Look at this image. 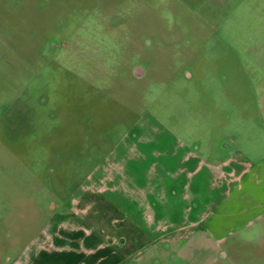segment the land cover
<instances>
[{
  "label": "rangeland",
  "instance_id": "rangeland-1",
  "mask_svg": "<svg viewBox=\"0 0 264 264\" xmlns=\"http://www.w3.org/2000/svg\"><path fill=\"white\" fill-rule=\"evenodd\" d=\"M140 117L145 136L197 146L173 187L175 167L139 155L153 144L134 132L137 154L118 144ZM222 142L234 170L201 202L230 194L239 213L224 202L212 223L183 218L168 264H264V216L237 221L264 196V0H0V264L54 250L46 225L76 194L105 197L133 224L172 220L181 189L180 208L197 201ZM225 224L236 227L217 243L209 228ZM152 250L138 264L170 248Z\"/></svg>",
  "mask_w": 264,
  "mask_h": 264
},
{
  "label": "crops",
  "instance_id": "crops-1",
  "mask_svg": "<svg viewBox=\"0 0 264 264\" xmlns=\"http://www.w3.org/2000/svg\"><path fill=\"white\" fill-rule=\"evenodd\" d=\"M171 139L175 144L169 145L168 139L159 137L156 141L165 143L167 145L166 148L157 149V151L153 150L150 153V157L156 160L154 164H151L154 167H175L178 175L170 177L166 183H163L167 187L175 186L174 183L178 182V176L187 173L188 165L199 161L195 157L197 149L193 151L173 137ZM128 146L126 145V148H124L127 151ZM232 161V156L226 153L221 154L217 158L213 157L214 165L208 166V170L205 169L207 164L203 163L205 168L198 176L204 179V184L201 183L202 187H199L198 184L193 185L192 192L199 195V192L202 191L203 193L201 194H204V196L197 195V201H193V198L192 206H187L188 210L185 209L186 206L180 208L179 205H182L184 201L186 202L187 195L191 193L190 190L181 189L185 196L181 200L182 202L175 200L178 203H174L173 212H175V216H173L172 220H169V217H163L162 219V215H141L142 217L144 216L143 219L141 218L142 223L140 225L133 224L124 221L119 212L106 202L105 197L97 196L99 195L97 193L73 195L69 199L67 211L56 213L46 225L44 233L49 240L53 241L55 249L40 247L36 251L26 252L27 256H29L26 257L23 264H138L143 250L150 251L160 246L166 247V245L172 247L175 243V239H173L175 233L187 225L183 218L189 223V220L200 216L199 221L209 220L211 222L213 216L210 217V210L217 209L222 203V205H225L224 202L228 204L226 215L237 216L239 212H234L235 207L233 205L238 204L240 200L231 197L230 194H220L222 198L220 202H217L216 206L212 204L214 197L211 198L210 196L208 199L210 205L207 208L205 207L204 211L202 210V205L208 200L201 202V199L218 190L217 186L219 184L216 179L222 174V170L225 171V174H229L231 170H234ZM176 180L177 182H175ZM246 181L248 184L252 182L250 178L249 181L247 179ZM233 184L240 186V181L236 180ZM157 192L156 196L158 199H163L165 196L164 192H158L160 197ZM247 194V199L249 200L250 194ZM102 195H106V192ZM249 202L242 210V217L237 220L243 223L240 226L248 225L251 221L258 219L262 215L264 216V196L262 202H257L254 205ZM179 208L180 210L178 211ZM235 225L237 224L235 223ZM235 227L232 224L218 225L209 228V233L214 241L218 243ZM181 241L177 242L178 247L182 246Z\"/></svg>",
  "mask_w": 264,
  "mask_h": 264
},
{
  "label": "flooded vegetation",
  "instance_id": "flooded-vegetation-1",
  "mask_svg": "<svg viewBox=\"0 0 264 264\" xmlns=\"http://www.w3.org/2000/svg\"><path fill=\"white\" fill-rule=\"evenodd\" d=\"M137 68H140V67H137ZM137 68H135V70L133 71V74H134V76L136 77V78H138V79H141V78H143L144 76H145V71H144V69L143 68H141L142 69V73L140 74V76H138L139 74H136V69ZM143 118L142 117H140V119L139 120H137L136 122H135V125H134V128L135 129H131L130 130V132H128V133H126L125 135H124V137L120 140V142L118 143V144H120V146H123V145H129L127 148H128V150L129 151H131L132 149L134 150V152L137 154V152L135 151V148H133V147H131V146H134V144H131V142H128L127 143V140H128V134H130L131 132H134V134H136L135 135V137L137 138L136 139V141L138 142V143H140V142H142V143H151V144H153L154 145V148H152V147H146V148H142L144 151H145V153L146 154H144L143 152H141V151H138L139 152V155L142 157V159H144V161H146V158H145V155H148V157H150V153L153 151V150H156L157 151V149H163V148H166V144L165 143H161V142H157L156 140H152V138L148 135V137L147 136H145L143 133H141V131H140V122H141V120H142ZM153 119V118H152ZM140 124V125H139ZM139 126V129L137 128ZM147 139H150V141L151 142H147L148 140ZM129 141V140H128ZM131 141V140H130ZM143 146H145V144L144 145H142L141 147H143ZM148 146V145H147ZM123 148H125V147H123ZM227 148V149H226ZM197 149V146H195L194 145V147L192 148V150L194 151V150H196ZM228 149H230V147H229V143L228 142H222L220 145H219V154L221 155V154H226V151L228 150ZM123 150H125V149H123ZM140 156H139V158H140ZM151 158V157H150ZM152 159V158H151ZM140 160L141 159H139V160H137L138 162H140ZM153 160V159H152ZM147 161H148V159H147ZM153 162H156V160H153ZM61 211V208H57V210L54 212V214H52V215H55L56 213H59ZM167 244V243H166ZM166 248H168V245H166ZM169 248H170V251H169V255L168 256H164V257H160V256H152L151 257V259H150V261H149V264H168L167 262H168V259L169 260H171V257H172V254L175 252L174 251V246H169ZM176 248H178V250L179 249H181L182 247H178V245H176ZM140 259H141V256L139 257ZM135 264H137V263H135Z\"/></svg>",
  "mask_w": 264,
  "mask_h": 264
}]
</instances>
